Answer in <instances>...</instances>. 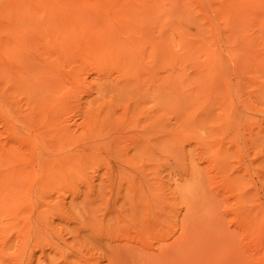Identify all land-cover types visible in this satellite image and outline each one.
<instances>
[{
    "label": "rangeland",
    "instance_id": "obj_1",
    "mask_svg": "<svg viewBox=\"0 0 264 264\" xmlns=\"http://www.w3.org/2000/svg\"><path fill=\"white\" fill-rule=\"evenodd\" d=\"M0 264H264V0H0Z\"/></svg>",
    "mask_w": 264,
    "mask_h": 264
}]
</instances>
